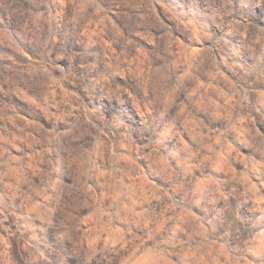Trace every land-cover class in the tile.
I'll return each mask as SVG.
<instances>
[{"label": "clouds", "instance_id": "obj_1", "mask_svg": "<svg viewBox=\"0 0 264 264\" xmlns=\"http://www.w3.org/2000/svg\"><path fill=\"white\" fill-rule=\"evenodd\" d=\"M0 264H264V0H0Z\"/></svg>", "mask_w": 264, "mask_h": 264}]
</instances>
